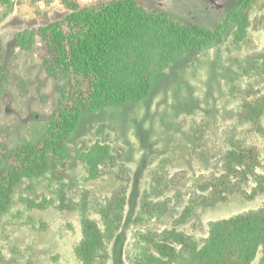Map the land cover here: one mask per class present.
Masks as SVG:
<instances>
[{
  "label": "rangeland",
  "instance_id": "rangeland-1",
  "mask_svg": "<svg viewBox=\"0 0 264 264\" xmlns=\"http://www.w3.org/2000/svg\"><path fill=\"white\" fill-rule=\"evenodd\" d=\"M77 1L91 5L101 0ZM140 1L205 28H217L239 3ZM262 5L264 0H257L242 41L234 42L231 32L214 48H195L168 69L150 72L153 87L144 100L84 114L68 139L71 155L39 179L20 183L0 217V264H82L75 248L83 236V218L100 222L98 204L121 186L128 198L121 228L107 242V264H130L144 234L176 229L202 243L212 222L264 208V192L250 196L258 177L241 183L232 177L230 189L239 186L234 184L241 188L216 200L202 179L221 177L224 154L233 142L257 149L261 163L256 171L264 178V66L256 58L264 51ZM68 13L60 0H0L7 72L0 85L1 166L19 143L42 136L60 96V82L44 67L41 38L34 49L23 50L15 35ZM96 142L111 145L112 159L93 179L81 153Z\"/></svg>",
  "mask_w": 264,
  "mask_h": 264
},
{
  "label": "trees",
  "instance_id": "trees-1",
  "mask_svg": "<svg viewBox=\"0 0 264 264\" xmlns=\"http://www.w3.org/2000/svg\"><path fill=\"white\" fill-rule=\"evenodd\" d=\"M60 1L69 9L64 18L15 35L16 44L23 50L34 49L41 38L44 67L60 82V96L58 106L46 118L42 136L19 143L0 165V217L9 209L20 183L39 179L71 155L68 139L84 114L144 100L153 87L150 72L168 69L176 58L195 48H214L231 32L234 42L242 41L252 26L251 11L257 2L239 0L221 25L205 28L140 0H101L91 5ZM259 21L264 22V15ZM5 55V46L0 43L1 86L7 81ZM256 58L264 66V51ZM232 144L224 154L221 177L202 176L209 196L215 200L241 188L234 184L239 186L230 189L232 177L239 183L258 177L250 196L264 192V178L256 171L261 163L259 152L252 146ZM81 158L89 176L98 178L102 166L112 159V147L96 142L81 153ZM221 184L222 190L218 188ZM127 198L128 189L121 186L113 197L98 204L100 222L84 216L83 236L75 248L82 264H107V242L121 228ZM146 199L145 210L149 205ZM141 237L140 250L130 264H254L257 260L264 264V208L212 222L202 243L176 229Z\"/></svg>",
  "mask_w": 264,
  "mask_h": 264
}]
</instances>
